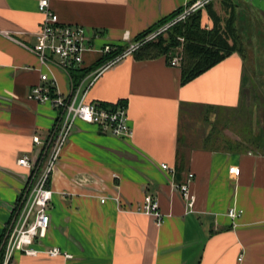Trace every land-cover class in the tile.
I'll return each mask as SVG.
<instances>
[{
    "label": "crops",
    "instance_id": "crops-1",
    "mask_svg": "<svg viewBox=\"0 0 264 264\" xmlns=\"http://www.w3.org/2000/svg\"><path fill=\"white\" fill-rule=\"evenodd\" d=\"M37 1L0 0L2 264H264V132L246 138L234 131L230 117L246 99L244 52L187 83L180 65H170L174 56L127 57L100 72L89 88L93 71L68 74L51 67L58 95L70 94L71 80L86 90L89 103L125 106L133 134L119 140L76 121L49 174L47 187L54 194L46 237L34 245L68 257L15 252L6 259L5 235L16 226L59 133L58 111L26 100L38 82V60L30 50L42 24ZM196 1L57 0L51 8L63 24L102 37L96 42L101 46L133 40ZM236 2L264 16L262 0ZM199 10L203 20L210 19L206 6ZM99 58L86 53L82 68ZM24 156L35 163L31 172L18 164ZM230 167L240 170L238 177ZM189 174L192 211L176 189ZM146 195L159 202V226L155 218L135 212ZM230 208L241 212L235 220L227 216Z\"/></svg>",
    "mask_w": 264,
    "mask_h": 264
},
{
    "label": "built area",
    "instance_id": "built-area-1",
    "mask_svg": "<svg viewBox=\"0 0 264 264\" xmlns=\"http://www.w3.org/2000/svg\"><path fill=\"white\" fill-rule=\"evenodd\" d=\"M54 1L57 0L37 1L38 12L42 16V24L39 31L35 34L37 43L30 50L37 56L38 60V66L35 68L38 72V82L30 89L26 100L32 101L37 105L50 104L52 108L58 111V114H60L59 133L43 173L33 187L32 193L23 201V207L17 218L16 226L5 235L3 245L6 259H9L15 252H21L29 257L38 255H43L47 258L68 257L67 254L57 248L40 250L35 249L34 245L46 237L45 234L50 224L49 204L54 194L47 187L49 174L76 121L90 126L94 125L100 129L102 134L110 135L119 140H127L133 134L125 106L113 104L103 107L93 102L89 103L86 98V90L81 91L80 86H74L71 80L70 94L67 97L58 95L57 83L51 75V67L62 68L69 74L83 69V57L86 53L93 52L100 57H104V55L116 52L119 47H123L119 54L106 61L96 71L90 73L88 78L92 79H90L87 86L89 88L93 79L105 68L133 56L138 48L149 43V41L155 40L164 34L166 30L185 20L186 17L195 11L203 9L213 0H198L194 2L193 5L182 10L178 16L151 31L139 41L125 38L119 44L104 42L101 46L96 45L97 41L102 40V37L98 34H91L87 29L80 26H70L60 22L58 15L51 8V4ZM177 64V59L172 58L170 65L176 66ZM33 142L35 145L40 144L37 138H34ZM18 164L30 172L35 168L34 161L25 156L18 160ZM160 168L163 171L172 173V169L166 165H161ZM229 173L238 177L240 170L236 167H230ZM191 179L192 174H189L186 183L176 188L188 211H192L196 203L195 195L191 191ZM112 200L117 208L122 210L118 199L113 198ZM104 201L105 199L100 200L101 203H104ZM135 212L155 218L157 226L162 223L163 217L159 211V202L149 195L144 197L142 204ZM240 213L234 208H230L227 216L231 220H235L240 216Z\"/></svg>",
    "mask_w": 264,
    "mask_h": 264
},
{
    "label": "trees",
    "instance_id": "trees-1",
    "mask_svg": "<svg viewBox=\"0 0 264 264\" xmlns=\"http://www.w3.org/2000/svg\"><path fill=\"white\" fill-rule=\"evenodd\" d=\"M238 7L236 0H213L206 6L208 18L211 19L210 29L203 28L201 11L197 10L193 14L172 26L164 34L153 41L138 48L133 57L150 59L155 57H165L167 60L174 56L177 49L181 48V80L187 83L196 76L208 71L217 63L223 61L233 53L243 54V48L239 44V33L235 28V9ZM182 9L177 10L161 23L149 27L148 30L137 35L133 41H139L146 37L151 31L172 20ZM220 12L226 14L225 19L220 18ZM179 38H182L181 42ZM123 47H119L116 52L104 55L96 60L88 69L80 71L89 72L99 68L106 61L119 54ZM176 54V53H175ZM3 250H0V264H2Z\"/></svg>",
    "mask_w": 264,
    "mask_h": 264
},
{
    "label": "rangeland",
    "instance_id": "rangeland-1",
    "mask_svg": "<svg viewBox=\"0 0 264 264\" xmlns=\"http://www.w3.org/2000/svg\"><path fill=\"white\" fill-rule=\"evenodd\" d=\"M234 16L235 28L240 38L239 44L244 48L245 77L250 80L247 79L243 92L245 101L238 110L231 112L230 117L235 132L239 131L246 138L254 139L259 131L264 132V16L254 12L244 2L243 4L239 2ZM219 17L224 20L226 14L220 12ZM203 25L209 27L212 22L204 18ZM179 40L183 41L182 38ZM180 50H176L174 55L178 64L181 59Z\"/></svg>",
    "mask_w": 264,
    "mask_h": 264
}]
</instances>
